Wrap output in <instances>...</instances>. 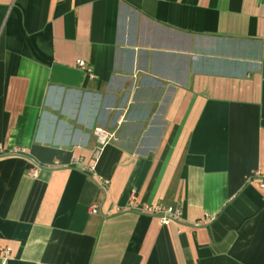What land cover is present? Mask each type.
<instances>
[{"label":"crops","instance_id":"0c3cea01","mask_svg":"<svg viewBox=\"0 0 264 264\" xmlns=\"http://www.w3.org/2000/svg\"><path fill=\"white\" fill-rule=\"evenodd\" d=\"M257 171L264 0H0V264H264Z\"/></svg>","mask_w":264,"mask_h":264},{"label":"built area","instance_id":"2783aa9c","mask_svg":"<svg viewBox=\"0 0 264 264\" xmlns=\"http://www.w3.org/2000/svg\"><path fill=\"white\" fill-rule=\"evenodd\" d=\"M76 64L81 69H84L88 72L90 77H93L92 69L86 64L84 60H77ZM95 133L98 136L101 143H105L106 140L109 138L108 132H106L102 127L95 128ZM18 149L15 148L13 152H16ZM99 154V151L97 152ZM32 174L37 173L36 168L31 169ZM256 175L259 176L260 181L259 185L261 188H264V176L261 174L260 171L256 172ZM108 182V181H106ZM136 200H137V194L135 192L131 193L130 200H129V208H135L136 206ZM99 210V204L97 202H94L91 205V212L96 213ZM141 210L143 212L150 213L152 215H156L159 217V220L162 224H167L171 220H178L181 216V210L174 206H164L163 204H156V205H147L143 204L141 206ZM9 252L7 250H3V252H0V258L3 261H6L9 258Z\"/></svg>","mask_w":264,"mask_h":264}]
</instances>
